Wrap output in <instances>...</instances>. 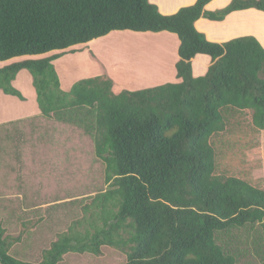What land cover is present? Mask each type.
I'll return each mask as SVG.
<instances>
[{
    "label": "trees",
    "instance_id": "trees-1",
    "mask_svg": "<svg viewBox=\"0 0 264 264\" xmlns=\"http://www.w3.org/2000/svg\"><path fill=\"white\" fill-rule=\"evenodd\" d=\"M210 1L162 15L149 0H0V62L22 58L0 68V91L25 101L13 82L26 70L42 116L93 112L108 186L37 263L11 255L20 236L0 226V264H60L104 246L125 254V264H244L245 255L264 264V181L253 180L246 160L264 131V48L248 36L209 42L194 26L264 11V0L207 12ZM116 31L175 34L179 82L116 93L110 77L96 76L63 90L53 62ZM197 55L212 59L201 77L192 73ZM253 227L256 244L235 236Z\"/></svg>",
    "mask_w": 264,
    "mask_h": 264
},
{
    "label": "rangeland",
    "instance_id": "rangeland-1",
    "mask_svg": "<svg viewBox=\"0 0 264 264\" xmlns=\"http://www.w3.org/2000/svg\"><path fill=\"white\" fill-rule=\"evenodd\" d=\"M146 34L119 31L106 37L114 36L112 39L129 37L134 41L147 38L143 37ZM102 40L104 39L101 37L96 39L95 43L70 48L66 50L67 54L54 61L63 90L69 91L77 81L96 76L110 77L114 81L113 89L116 93L124 89L139 91L152 85H162L164 83L162 81L168 78L175 59L173 48L170 53L172 62L168 65L166 77L152 85H134L132 79L128 77L130 73L124 72L123 65L130 56L126 55L128 50L133 51L136 46H118L117 50L115 46L112 49L108 46L106 49L102 46ZM146 47L151 48L153 45L149 44ZM120 49H124V53L120 52ZM55 53L58 52L44 56ZM18 60L20 59H16ZM19 76L18 89L26 96L27 104L30 103L33 107L36 91L25 79L27 76L32 80V77L26 70L21 71ZM16 100L18 101L17 98ZM84 112L82 109L67 111L49 119L42 116L38 109L40 117L33 122V134L29 127L24 126L26 134L31 136V140L24 141V145L33 147V169L30 170L21 155L18 159L21 167L15 164L11 165L12 168H2L4 174H0V178L7 179V182H3L8 185L9 178L14 179V187L8 189H14L16 196L0 201V226L6 230V234L20 236V240L11 249V255L18 259L39 262L42 250L49 247V243L56 239V234L65 231L74 219L82 217V206L89 203L95 194L108 189L104 180V163L96 157L94 151L93 112L87 116ZM245 117L248 119L249 115L246 114ZM19 127L21 130L24 129L22 125ZM29 146H26L25 150ZM25 150L22 151L23 154ZM246 160L253 171V180L264 181V131L256 141V148L248 152ZM16 192L20 193L19 199ZM247 230L245 228L237 231L235 236L244 237L249 234V242L256 244L255 235L258 228L253 227L250 233ZM242 262L261 264L260 258L257 259L253 255H245ZM125 263V254L104 246L99 256L67 254L60 264Z\"/></svg>",
    "mask_w": 264,
    "mask_h": 264
},
{
    "label": "crops",
    "instance_id": "crops-1",
    "mask_svg": "<svg viewBox=\"0 0 264 264\" xmlns=\"http://www.w3.org/2000/svg\"><path fill=\"white\" fill-rule=\"evenodd\" d=\"M149 1L156 5L158 11L162 15H172L182 7H188L195 4L197 0ZM231 1L232 0H211L205 6V11L214 12L223 9ZM194 26L197 31L204 34L209 42L223 44L236 38L248 36L257 39L264 48V11L257 9L236 11L227 15L222 21L200 18L195 22ZM139 36H141V34ZM112 37L114 36L102 37L104 40L101 42L104 48L108 49V46H110L109 49H112L113 46H115L117 50L118 46H136L135 50H128L126 55L130 54V56L127 61H124L125 65H123L124 72L130 73L128 77L129 79H132L131 81L134 85H152L154 82L160 81L166 77L169 70L168 65L172 62V59H170L171 48L174 50L173 53L175 54V59L170 73L168 74V78L162 82H179L176 77L175 69V64L179 59V39L175 34L168 32L156 34L147 33L143 36L147 38H140L134 41L129 37L120 39H112ZM149 44L153 45V47L147 48L146 46ZM123 50L120 49V52L124 53ZM16 59L22 58L0 62V68L15 62ZM191 63L193 76L201 77L206 74L208 68L212 64V59L208 55H197L192 59ZM19 74L13 82L17 89L19 85ZM25 79L30 85H32V80H30L29 77L26 76ZM170 79L174 80V82ZM34 95L35 102L32 107L30 103L27 104L28 100L25 95H23L25 101H21L18 98V101H15L16 97L5 95L0 91V174H4L3 167L12 168L11 165L15 166V164L21 167V162L18 161L20 155L24 157L23 161L28 163L30 170L33 169V147L28 144L24 145V141L31 140V136L26 134L24 126L29 127V130L32 131L33 134V122L37 121L40 117V114H38V108L36 107V94ZM20 125H22L24 129L21 130V127H19ZM26 146H29V148L25 150ZM23 150H25L24 154L22 153ZM15 158H17V160ZM3 181L7 182L8 180H1L0 178V201L6 198H14L16 196L14 194V189H8L14 187V179L9 178L11 186L4 184ZM16 194L19 199L20 193L16 192Z\"/></svg>",
    "mask_w": 264,
    "mask_h": 264
}]
</instances>
